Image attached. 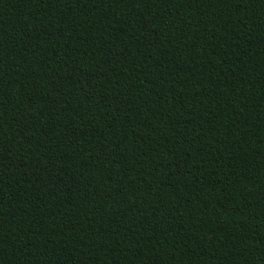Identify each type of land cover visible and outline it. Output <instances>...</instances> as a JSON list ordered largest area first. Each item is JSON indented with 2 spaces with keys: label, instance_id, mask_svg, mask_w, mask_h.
<instances>
[{
  "label": "trees",
  "instance_id": "1",
  "mask_svg": "<svg viewBox=\"0 0 264 264\" xmlns=\"http://www.w3.org/2000/svg\"><path fill=\"white\" fill-rule=\"evenodd\" d=\"M0 264H264V0H0Z\"/></svg>",
  "mask_w": 264,
  "mask_h": 264
}]
</instances>
